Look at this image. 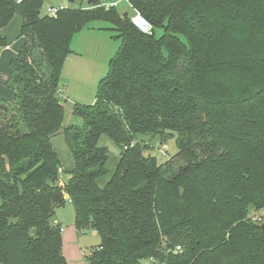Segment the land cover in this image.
Wrapping results in <instances>:
<instances>
[{
    "label": "trees",
    "instance_id": "16d2710c",
    "mask_svg": "<svg viewBox=\"0 0 264 264\" xmlns=\"http://www.w3.org/2000/svg\"><path fill=\"white\" fill-rule=\"evenodd\" d=\"M127 3L150 34L99 0L56 18L40 15L42 0H0V30L21 20L13 100L0 99V264H67L54 223L66 202L77 232L100 236L88 264H264L263 223L251 219L264 213V0ZM94 22L120 45L94 104L72 108L83 127L66 128L61 71ZM61 130L74 160L63 185L51 144ZM147 135L175 139L174 158L145 156ZM101 136L120 150L103 187Z\"/></svg>",
    "mask_w": 264,
    "mask_h": 264
},
{
    "label": "rangeland",
    "instance_id": "374dc122",
    "mask_svg": "<svg viewBox=\"0 0 264 264\" xmlns=\"http://www.w3.org/2000/svg\"><path fill=\"white\" fill-rule=\"evenodd\" d=\"M99 2L101 4L115 2L120 15L126 13L130 19L135 16L134 11L125 1L99 0ZM89 3L90 0H72V2L69 0H42L40 15L44 16L49 7L64 6L86 9L89 7ZM10 24L11 22L8 25L11 26ZM101 27L109 28L110 26L103 22L91 23L76 34L71 41V53L66 57L61 71L58 94L63 106V123L66 128L83 127L82 120L73 115L72 108L74 105L90 106L94 104L99 83L106 76L109 61L120 45V39L115 38L118 35L117 32L108 29L98 30ZM161 34V30H155L156 37ZM138 140L145 147L144 155L154 156L157 164H163L166 160L173 159L177 153L175 139L160 144L159 138L147 135L139 137ZM51 144L57 152L60 162L59 185H63L69 178L68 172L74 168V160L64 131L61 130L52 137ZM98 145L106 147L108 151L106 163L108 174L97 181L99 187H103L115 170L120 150L106 136L100 137ZM177 165L180 164L177 163ZM251 219L257 224L264 223V213H252ZM54 221L65 227L61 238L67 264H88L84 260L83 253L87 256L90 251L98 248L101 242L98 233L91 229L77 232L74 225L73 206L69 202L55 210ZM145 264L149 263L146 261Z\"/></svg>",
    "mask_w": 264,
    "mask_h": 264
},
{
    "label": "crops",
    "instance_id": "0c3cea01",
    "mask_svg": "<svg viewBox=\"0 0 264 264\" xmlns=\"http://www.w3.org/2000/svg\"><path fill=\"white\" fill-rule=\"evenodd\" d=\"M10 25L11 26L8 25L6 28L0 30V36L5 38L7 40V43H8V45L6 47H0V99L5 101V102H11L13 100L14 93L9 88H7L6 80L10 74L9 64H10L11 60L16 56V52L18 50V47L21 44V41L17 40L18 35H19V31H20V27H21L20 18L15 16L11 20ZM105 29H106V27H101L98 30H105ZM54 223L59 224L60 227L64 228V230H65V227L61 226L60 223H58V222H54ZM63 232H65V231H63ZM76 234H77V232H76ZM63 255L66 259V253L63 252Z\"/></svg>",
    "mask_w": 264,
    "mask_h": 264
},
{
    "label": "built area",
    "instance_id": "2783aa9c",
    "mask_svg": "<svg viewBox=\"0 0 264 264\" xmlns=\"http://www.w3.org/2000/svg\"><path fill=\"white\" fill-rule=\"evenodd\" d=\"M22 0H18L20 2ZM127 2V0H122ZM102 6L106 9L109 10L110 8H116V3L115 2H110L108 4H102ZM68 7L64 6H57V7H49L46 10L45 16L49 18H56L61 12L67 10ZM135 16L131 18V23L143 34H150L152 27L151 25L144 20L136 11H134ZM132 146V145H131ZM130 146V147H131ZM64 231V228L60 227V232L62 233ZM176 250H180L179 247L176 248Z\"/></svg>",
    "mask_w": 264,
    "mask_h": 264
},
{
    "label": "water",
    "instance_id": "95a60500",
    "mask_svg": "<svg viewBox=\"0 0 264 264\" xmlns=\"http://www.w3.org/2000/svg\"><path fill=\"white\" fill-rule=\"evenodd\" d=\"M122 17H127V14L125 13V14H123V16ZM261 228L264 230V223L261 225Z\"/></svg>",
    "mask_w": 264,
    "mask_h": 264
}]
</instances>
